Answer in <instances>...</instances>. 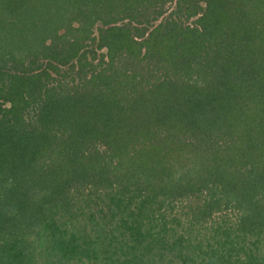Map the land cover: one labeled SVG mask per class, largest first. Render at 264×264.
<instances>
[{"label":"trees","instance_id":"obj_1","mask_svg":"<svg viewBox=\"0 0 264 264\" xmlns=\"http://www.w3.org/2000/svg\"><path fill=\"white\" fill-rule=\"evenodd\" d=\"M0 264H264V0H0Z\"/></svg>","mask_w":264,"mask_h":264},{"label":"rangeland","instance_id":"obj_2","mask_svg":"<svg viewBox=\"0 0 264 264\" xmlns=\"http://www.w3.org/2000/svg\"><path fill=\"white\" fill-rule=\"evenodd\" d=\"M173 6V5H172ZM172 6L170 5V7L168 6V8H167V14L172 10ZM102 52H105V49L104 50H102Z\"/></svg>","mask_w":264,"mask_h":264}]
</instances>
